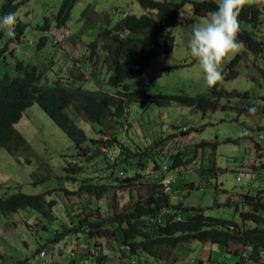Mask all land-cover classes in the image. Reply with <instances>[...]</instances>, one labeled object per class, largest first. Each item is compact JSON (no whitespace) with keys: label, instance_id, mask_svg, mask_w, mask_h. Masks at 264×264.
Listing matches in <instances>:
<instances>
[{"label":"trees","instance_id":"1","mask_svg":"<svg viewBox=\"0 0 264 264\" xmlns=\"http://www.w3.org/2000/svg\"><path fill=\"white\" fill-rule=\"evenodd\" d=\"M77 1L63 0L58 13L53 17L56 29L67 24ZM137 2L144 11L139 16L126 14L113 21L105 15L101 28L90 21L93 32L83 43L88 54H82L78 58L73 53V62L68 67L74 64L84 72L94 69L92 78H85L80 74L71 75L67 71L64 73L60 67V74L54 81L45 83L50 82L48 75L54 69V63L48 59L47 53L53 46V40L49 39V19H45L43 24H31L20 21L17 17L13 29L15 35L11 38L6 31L0 30V150H5L16 160L23 156L28 164L33 163L38 168H41L40 165L50 168L48 164H44L49 158L40 161L16 128L23 119V111L37 104L76 147L79 159L86 157L82 163L80 160L77 163L66 161L61 169L64 171V181L58 182L53 190L38 194L18 191L0 197V213L9 216L19 210L36 212L39 217L38 226L48 235L41 237L40 247L35 246L33 255L38 260L40 251L51 250L63 239L66 242L70 239L74 243V253L65 264H87V260L84 262L80 258L81 261L79 259L78 262L76 258L81 255L79 250L83 252V249L86 253H82V257L89 256L90 264H105L104 256L111 253L105 249V242L111 244L112 251L125 264H187L186 257L196 250L195 245L203 247L206 243L222 246L226 254L238 257L234 264H264V187L242 189L238 198L232 201L227 190L219 189L214 184L216 193L223 191L228 195L223 206L231 208L233 205L239 213L241 223L208 215L209 207L186 205L185 200L179 197H184L186 190L191 192L199 187L196 186V181L185 184L178 182L174 171L195 161H184L183 156H195L198 149H204L208 144L201 142L193 146L190 140L183 143L181 138L190 132L185 123L170 125L171 132L156 141H151L144 134V143L139 142L136 135L141 136L139 130L142 131V128L139 127L140 124L137 125L139 130L134 128L137 122L133 123L131 120L134 105L139 103L138 100L144 99L159 107L176 103L204 113L215 111L218 107L229 108L228 104L222 106L219 101L232 95L239 100L240 113L250 114L249 107H255L258 114L264 113V99L261 104H253L251 101L255 97L249 92L234 91L229 94L223 90L218 91L217 84L212 88L210 96H186L141 94L132 91L128 83L130 77L142 74L147 63L153 59L160 45L159 38L167 28L176 27L182 22L183 17L179 11L186 4L191 5L195 15L206 16L217 10L218 3L213 0ZM19 7L20 3L16 0H4L0 6V16L8 13L16 16ZM238 20L240 24L237 40L258 61L264 53V36L255 38L254 32L241 27V24L253 30H264V7L260 4L246 5ZM29 29L41 34L37 42L30 39L32 32L28 35ZM189 37L188 34L187 40ZM173 43L172 35L164 38L165 47ZM245 58L238 53L224 66V81L238 75L237 68L246 61ZM255 68L264 80V68H259L257 62ZM99 69L101 74L97 77L95 73ZM90 84L92 85L88 87ZM109 126H112L111 136L107 133ZM160 142L164 143L158 148ZM142 144L144 147L140 148ZM209 146L213 150L216 143H209ZM256 146L258 150H262L260 146ZM259 155L261 154H257V157H261ZM169 156L173 157L170 166L164 162ZM83 163H86L85 167ZM92 165L96 166L94 176L87 174L88 177L83 179L76 178L84 172L83 167ZM163 165L166 166V171L161 174L159 171ZM254 170H264V162ZM196 172L198 178L213 184L216 176L213 167L199 168ZM206 172L207 178H202ZM155 174L170 179L167 190L155 180ZM33 176L36 177L37 173L34 172ZM73 182L76 184L73 185ZM54 190L65 196L84 195L96 202L112 193L109 201L112 203L106 207L109 212L101 213L102 207H98V216L95 217L88 214L85 207L77 209V212L67 207L68 225L59 223L58 227H54L52 222L55 218L51 211L56 201L49 199ZM125 195L127 200L123 203ZM249 222L254 225H249ZM30 226L27 224V227ZM81 237L87 239L88 245L81 247L78 244ZM239 248L242 249L241 252ZM47 252L46 258L51 254L49 250ZM4 258V254L0 252V264H4ZM46 258L41 261L45 263ZM196 264H225V261H214L211 257L206 261L198 260Z\"/></svg>","mask_w":264,"mask_h":264},{"label":"rangeland","instance_id":"2","mask_svg":"<svg viewBox=\"0 0 264 264\" xmlns=\"http://www.w3.org/2000/svg\"><path fill=\"white\" fill-rule=\"evenodd\" d=\"M16 1L21 3L20 13L16 15V17L19 16L21 21L31 24H43L45 19L50 21L49 39L53 40V46L49 48L47 53L49 54L48 59L54 63V69L48 75L49 83L60 74V67L65 73V69H68L69 64L73 62V57L69 56V52L74 53L78 58L82 54H88V50L83 43L88 38L87 36L93 32L91 22L97 28H100L105 14H108L111 20L115 21L123 15L122 12L136 16L144 13L137 0H78L71 10L70 20L67 24L61 29H56L53 17L58 13L63 0ZM213 1L219 4V0ZM3 2L4 0H0V6ZM254 4H260L264 7V0H256ZM83 12L84 15H82ZM179 14L183 17L182 22L176 27L167 28V31L160 36V45L156 49L153 59L147 63L143 73L134 75L128 80L132 91L146 95L210 96L212 94V88H206L196 62L189 56L186 49L187 35H190L188 30L191 31V25L203 23L209 14L206 16L195 15L190 4H186L179 11ZM241 27L254 32V36L257 39L264 36V30H253L245 24H241ZM30 33V39L34 42H37L41 37L39 32L32 29H29L28 35ZM168 35L174 37V43L171 46L167 44L165 47L164 38ZM238 53L246 57V61H243L238 66V75L235 78L229 81L222 79L218 82L217 90H223L229 94L234 91L238 93L249 92L252 97H255L251 102L253 104H261L263 103L262 99H264V80L255 66L257 62L259 68H264V53L261 59L255 61L254 56L242 47L234 55L225 58L223 68ZM71 66H74L71 69L72 71L85 78L90 74H94L95 71L92 69L90 73H86L74 64ZM95 74L98 77L101 74L100 69ZM108 76L109 73L107 78ZM104 78L106 79L105 76ZM227 97L221 98L219 103L222 106L228 104L229 108L218 107L215 111L204 113L176 103L159 107L155 103L149 105V100L147 99L138 100L139 103L134 105V115L131 120L133 123L137 122L136 127H132L137 130H139V127L142 128V131H140L141 129L139 130L141 136L136 135V138L140 140L139 142L142 141L144 143V134L151 141H156L155 139L159 136H166L171 132L170 125L182 123H185L190 129V132L186 134L187 137L183 136L181 138L183 143L188 140H190L192 145L206 142L208 145L204 149H198L195 156L193 154L183 156L184 161L194 159V162H189L186 166H181L177 168V171H174L178 182L185 184L190 181H196L195 184L199 187L191 192L186 190L183 193L184 197L181 196L179 198L185 200L186 205L209 207L207 210L208 215L241 223L239 213L234 209L233 205L231 208L223 206L228 195L223 191L216 193L214 184H217L219 189L227 190L232 201L238 198L237 196L242 189L264 187V170H254V168H258L264 162V113H240L238 109L241 106L238 98H234L232 95ZM138 124H140L139 127H137ZM112 126L107 129L109 136L113 134ZM16 128L20 130L40 161L49 158L44 164H48L50 168L45 165H40L41 168H38L33 163L28 164L23 156L18 157L16 160L5 150L1 149L0 197L14 194L18 191L25 194H38L53 190L58 182L64 181V171L61 169L66 165V161L77 163L80 160L81 163L85 162L86 157L82 156L79 159L76 147L37 104H33L24 111L23 119ZM242 132L246 134H241ZM162 143L164 142H160L158 148ZM209 143H216V148L213 151ZM256 145L260 146L262 150H258ZM142 147H144L143 144L140 148ZM259 153L261 157H257ZM172 158V156H169L164 161L165 164L170 166ZM82 165L85 167L86 163ZM84 167V172H81L80 175L81 178L78 175L76 176L77 179L88 177L86 176L87 174L94 176L93 173H95L94 169L96 166ZM212 167L216 170L213 184H208L205 180L198 178L196 171L199 168L209 169ZM38 169L40 170L39 173ZM34 172L37 173L36 177L33 176ZM103 174L101 173L102 177ZM207 174V172L203 174L202 178L206 179ZM74 184L76 183L73 182ZM110 195L113 194L110 193ZM110 195L96 202L84 195L81 197L76 195L65 196L61 192L57 193L54 190L49 196V199L56 201V205L51 211L55 218L52 225L54 227H58L59 223L68 225L67 207L76 210V212L81 207H85L87 213L94 217L98 216L97 209L100 206L102 207L101 213L107 212L106 207L112 203V201L109 202L111 200ZM125 196L122 199L123 203L127 200V195ZM235 203L237 204L238 202ZM113 205H111L110 212H112ZM88 208L91 210L88 211ZM38 218L36 212L29 210H19L9 216H3L0 213V252L5 256L4 264H16L20 259L27 260L23 264H65L71 260V256L74 253V243L70 239L67 242L66 239H63L59 244H55L53 248L50 247L51 250L47 249L51 254L47 256L45 263L33 255L35 246L40 247V243H42L41 237H48L47 233L38 226ZM43 221L46 222L45 220ZM27 224L31 226L27 227ZM248 224L254 225L251 222ZM83 238L81 237L78 243L81 247L88 245L86 243L87 239ZM5 245L8 246L7 249ZM197 245H195L196 251L189 254L186 260L198 257L201 249L199 250L198 247L200 245ZM208 245V243L203 245V247H206L205 250H207ZM213 246L212 259L214 261L222 262L223 260L225 264H234L238 260V257L226 254L222 246ZM104 247L111 252L104 256L105 264H125L117 256V253L112 251L110 243L105 242ZM84 250L83 252L79 250L81 255L76 256L77 261L79 262V259L82 258V261L85 262L87 260V264H90L89 256L82 257V253H86ZM238 250L242 251L240 248ZM91 253L92 251H90V255ZM200 258L206 260L207 254L204 253ZM180 264L183 263L181 262Z\"/></svg>","mask_w":264,"mask_h":264},{"label":"clouds","instance_id":"3","mask_svg":"<svg viewBox=\"0 0 264 264\" xmlns=\"http://www.w3.org/2000/svg\"><path fill=\"white\" fill-rule=\"evenodd\" d=\"M254 3H256V0H219L217 10L209 13L208 18L205 19L203 23H194L191 25V33L187 41L186 49L189 56L196 62L207 89L213 88L218 82L223 79V63L225 58L230 55H234L243 47L242 42H239L237 40L239 32L238 17L244 6ZM19 13L20 7L17 11V14ZM122 13L123 15H126L125 12ZM105 15L110 18L108 14ZM16 20L17 17L14 13H8L0 16V30L6 31V34L9 38L14 37L15 35L13 29ZM18 20L21 21L19 16ZM72 54L73 53L69 52V56L74 57ZM73 67L74 66L67 67L68 70L66 69L65 71H67V73H70L71 75L77 74L75 71L71 70ZM92 75L93 74L88 75V78H92ZM53 81L54 80H51V82ZM45 83L49 84V81H46ZM63 83H65V80H63ZM149 105H151L150 100ZM248 111L250 113H254L257 111V109L255 107H249ZM241 134L246 133L242 132ZM158 138H156L155 140H158ZM165 171L166 166L164 167L163 165L159 172L162 174V172L164 173ZM104 175L105 174H103V177H105ZM154 178L164 187L165 190L169 188L168 185L170 183L166 187L164 181H170V179L164 176L162 178V176L160 177V175L158 174H155ZM7 248L8 246L6 247V249ZM41 253H44L43 257L41 256ZM46 254L47 250H42L38 253V258L40 260H43L44 258H46ZM18 262H20V264H23L27 262V260L20 259L16 263Z\"/></svg>","mask_w":264,"mask_h":264},{"label":"crops","instance_id":"4","mask_svg":"<svg viewBox=\"0 0 264 264\" xmlns=\"http://www.w3.org/2000/svg\"><path fill=\"white\" fill-rule=\"evenodd\" d=\"M198 248H199V250L201 249V250H200V253H199V255H198V257H196V258H192V259H187V260H186V263H187V264H196L198 260H205V259L200 258L202 255H204V253L207 254V258H206V260L209 259V258H211V257L213 256L214 247H213L212 245H208L207 250H205L206 247H198ZM195 251H196V250H195ZM230 259H231V258H230ZM206 260H205V261H206ZM182 263H183V262H182ZM183 264H185V262H184Z\"/></svg>","mask_w":264,"mask_h":264},{"label":"built area","instance_id":"5","mask_svg":"<svg viewBox=\"0 0 264 264\" xmlns=\"http://www.w3.org/2000/svg\"><path fill=\"white\" fill-rule=\"evenodd\" d=\"M238 180H239V178H237ZM170 183V181L169 180H165L164 181V184H165V186L167 187V185ZM41 256L43 257L44 256V253H41ZM243 257L245 256L244 254L242 255Z\"/></svg>","mask_w":264,"mask_h":264}]
</instances>
